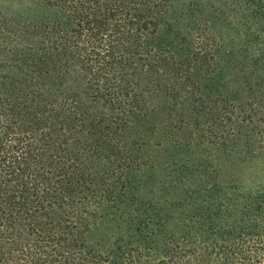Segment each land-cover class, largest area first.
<instances>
[{
  "label": "trees",
  "instance_id": "trees-1",
  "mask_svg": "<svg viewBox=\"0 0 264 264\" xmlns=\"http://www.w3.org/2000/svg\"><path fill=\"white\" fill-rule=\"evenodd\" d=\"M46 2L56 15L20 23L28 37L21 41L18 33L20 48L9 50L20 56L16 73L0 74V264L108 263L113 252L105 245L84 247L75 235L61 244L57 215L67 203L94 181L92 194L123 213L122 195L115 194L129 184L121 170L171 162L148 155L151 137H158L154 145L161 150L190 148L199 138L227 146L238 130L218 124L227 120L222 103L231 108L223 93L207 96L189 73L191 61L217 72L214 41L197 33L191 56L176 41L145 43L172 0ZM251 6V25L264 32V2ZM216 102L221 114L210 112ZM166 187L163 181L160 188ZM168 188L171 212L157 217L159 228L150 235H129L124 244L116 237L121 245L111 264H264V196L236 212L221 203L206 206V194L182 203ZM159 242L162 251H156ZM85 249L106 255L89 261ZM121 256L124 263L115 261Z\"/></svg>",
  "mask_w": 264,
  "mask_h": 264
},
{
  "label": "rangeland",
  "instance_id": "rangeland-1",
  "mask_svg": "<svg viewBox=\"0 0 264 264\" xmlns=\"http://www.w3.org/2000/svg\"><path fill=\"white\" fill-rule=\"evenodd\" d=\"M251 3L252 0H172L157 34L147 36L145 40L148 45H156L158 40L162 43L176 41L190 56L195 50L197 33L202 32L208 42L214 41L212 44L219 62L217 72L206 73L198 63L191 61L189 73L207 96L215 98L223 93L231 108L222 103L228 108L224 118L227 120L218 124L220 127L229 123L235 125L238 137L227 146L200 144L199 138L200 141L192 140L196 144L190 148L166 146L162 150L154 145L158 137H151L146 148L148 155L160 161L168 156L171 160L169 169L164 170L168 166L152 162L139 169L121 170L120 178L125 180L127 177L129 184L127 189H121L123 192L117 193L120 189L115 192V196L122 195L119 199L124 204L123 213H115L111 205H104L103 198L93 195L96 182H91L57 215H60L62 228L59 231L65 234V241L61 244L71 243L75 235L83 239L84 247L93 245L98 248L94 245L96 243L105 245L113 254L108 263L100 259L99 263L111 264L118 255L115 253L117 246L121 245L116 237L124 238V244L129 235L140 239L159 228L157 217L169 214L172 209L171 203L165 202L170 186L183 199L182 203H192L197 196L206 194L203 201H210L206 206L221 203L224 211L228 208L239 212L257 196H264V32L251 25ZM56 13L47 6L46 0H0V22L13 23L12 29L8 25L0 26V74L16 73L15 67L19 63L14 59L20 56L13 52L9 54V50L20 48L16 43L18 33H21V41L28 37L20 23L44 21ZM18 26L23 32H16ZM215 104L210 112L221 114L222 106L218 102ZM214 130L220 132L221 129ZM105 177L108 184L114 180L110 175ZM163 181L167 186L165 189L160 188ZM137 220L142 221L139 231H136ZM115 241L117 243L113 246ZM156 246V251L163 250L160 242ZM86 252L89 261L95 255H106L100 250L90 254L85 249ZM115 261L124 263L125 259L121 256ZM80 264L87 263L82 261Z\"/></svg>",
  "mask_w": 264,
  "mask_h": 264
}]
</instances>
